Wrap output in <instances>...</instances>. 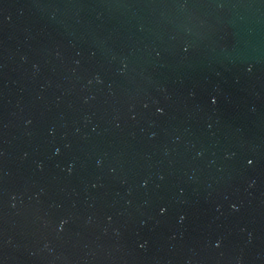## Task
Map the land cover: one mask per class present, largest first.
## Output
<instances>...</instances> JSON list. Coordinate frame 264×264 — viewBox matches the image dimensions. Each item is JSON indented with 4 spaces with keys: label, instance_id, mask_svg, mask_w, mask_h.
Returning <instances> with one entry per match:
<instances>
[{
    "label": "water",
    "instance_id": "95a60500",
    "mask_svg": "<svg viewBox=\"0 0 264 264\" xmlns=\"http://www.w3.org/2000/svg\"><path fill=\"white\" fill-rule=\"evenodd\" d=\"M0 264H264V0H0Z\"/></svg>",
    "mask_w": 264,
    "mask_h": 264
}]
</instances>
